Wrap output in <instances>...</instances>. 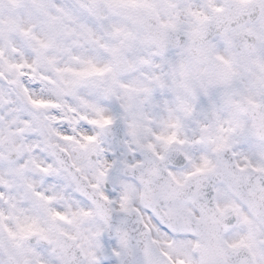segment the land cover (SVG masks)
Masks as SVG:
<instances>
[{
	"label": "snow or ice",
	"instance_id": "obj_1",
	"mask_svg": "<svg viewBox=\"0 0 264 264\" xmlns=\"http://www.w3.org/2000/svg\"><path fill=\"white\" fill-rule=\"evenodd\" d=\"M0 264H264V0H0Z\"/></svg>",
	"mask_w": 264,
	"mask_h": 264
}]
</instances>
